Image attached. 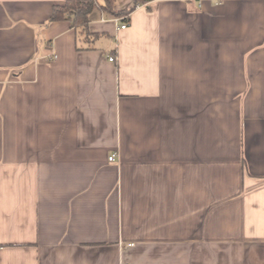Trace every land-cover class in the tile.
I'll list each match as a JSON object with an SVG mask.
<instances>
[{"label": "crops", "instance_id": "1", "mask_svg": "<svg viewBox=\"0 0 264 264\" xmlns=\"http://www.w3.org/2000/svg\"><path fill=\"white\" fill-rule=\"evenodd\" d=\"M65 1L0 0V264H264V0L97 8L89 41Z\"/></svg>", "mask_w": 264, "mask_h": 264}, {"label": "trees", "instance_id": "2", "mask_svg": "<svg viewBox=\"0 0 264 264\" xmlns=\"http://www.w3.org/2000/svg\"><path fill=\"white\" fill-rule=\"evenodd\" d=\"M66 0L61 4H56L51 9V15L48 23L57 21H68L71 27L85 37V40H91L88 31L89 16L97 8L108 11L113 16L127 15L140 4L147 0H133L131 8L125 12L116 13L113 10L114 0ZM124 20H127V16Z\"/></svg>", "mask_w": 264, "mask_h": 264}, {"label": "built area", "instance_id": "3", "mask_svg": "<svg viewBox=\"0 0 264 264\" xmlns=\"http://www.w3.org/2000/svg\"><path fill=\"white\" fill-rule=\"evenodd\" d=\"M126 27H127V25L125 23H123V25H121L120 29L124 30ZM109 61L114 62V58L113 57L109 58ZM114 159H115V156L112 155L111 157L108 158V161L112 162V161H114Z\"/></svg>", "mask_w": 264, "mask_h": 264}]
</instances>
